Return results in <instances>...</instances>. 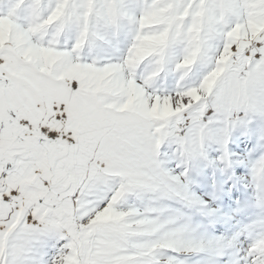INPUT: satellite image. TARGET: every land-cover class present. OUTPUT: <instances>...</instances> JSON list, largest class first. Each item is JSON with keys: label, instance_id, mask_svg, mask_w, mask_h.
<instances>
[{"label": "snow or ice", "instance_id": "snow-or-ice-1", "mask_svg": "<svg viewBox=\"0 0 264 264\" xmlns=\"http://www.w3.org/2000/svg\"><path fill=\"white\" fill-rule=\"evenodd\" d=\"M0 264H264V0H0Z\"/></svg>", "mask_w": 264, "mask_h": 264}]
</instances>
